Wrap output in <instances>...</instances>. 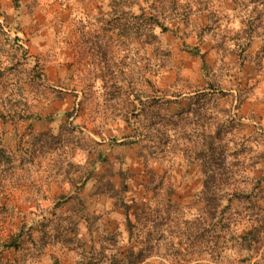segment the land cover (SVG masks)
Here are the masks:
<instances>
[{
  "label": "rangeland",
  "instance_id": "1",
  "mask_svg": "<svg viewBox=\"0 0 264 264\" xmlns=\"http://www.w3.org/2000/svg\"><path fill=\"white\" fill-rule=\"evenodd\" d=\"M131 258L264 264V0H0V264Z\"/></svg>",
  "mask_w": 264,
  "mask_h": 264
},
{
  "label": "trees",
  "instance_id": "2",
  "mask_svg": "<svg viewBox=\"0 0 264 264\" xmlns=\"http://www.w3.org/2000/svg\"><path fill=\"white\" fill-rule=\"evenodd\" d=\"M149 20L151 19V20H155L154 18H148ZM156 22H155V25H157V27L159 26V24H158V22H157V20H155ZM166 29V28H161V31H164V30ZM200 58L202 59V56H200ZM203 61V60H202ZM113 197H115V196H113ZM121 201V200H120ZM121 203V202H120ZM128 225H130L131 226V222H130V220H128ZM132 260H130L131 262L129 263V264H133L134 263V261L135 260H133L134 258H131Z\"/></svg>",
  "mask_w": 264,
  "mask_h": 264
}]
</instances>
